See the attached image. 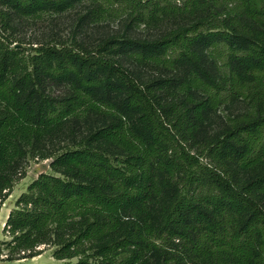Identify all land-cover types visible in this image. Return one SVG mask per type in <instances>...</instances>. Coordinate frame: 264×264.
Returning a JSON list of instances; mask_svg holds the SVG:
<instances>
[{
	"label": "trees",
	"instance_id": "trees-1",
	"mask_svg": "<svg viewBox=\"0 0 264 264\" xmlns=\"http://www.w3.org/2000/svg\"><path fill=\"white\" fill-rule=\"evenodd\" d=\"M79 5L157 35L22 47L21 27ZM30 157L53 173L10 212L7 260L264 264V0H0V202Z\"/></svg>",
	"mask_w": 264,
	"mask_h": 264
},
{
	"label": "rangeland",
	"instance_id": "rangeland-1",
	"mask_svg": "<svg viewBox=\"0 0 264 264\" xmlns=\"http://www.w3.org/2000/svg\"><path fill=\"white\" fill-rule=\"evenodd\" d=\"M180 2V0H177ZM180 4V3H179ZM87 8L79 5L77 8L65 11L61 14H45L42 18L31 21L19 29L18 35L23 40L22 47L35 46L38 42H62L72 45L73 38L82 40L89 46H95L101 40L111 36H121L124 34L137 38H153L158 30L147 28L144 25H132L129 29L120 18H113L98 25H86L81 22V15L86 13ZM16 45V43H15ZM19 46V43L17 44ZM57 93H64L62 87L57 88ZM245 104L237 102L225 104L220 110L211 113L204 131L206 139L221 133L227 126V118L240 114L245 109ZM53 158L41 159L30 157L25 164V174L18 179L7 197L0 202V244L9 236L4 231V226L10 212L15 208L18 198L27 191L29 185L35 181L42 173H53L50 163ZM5 244L1 245L2 254L0 264H63L65 260L54 257L52 248L41 247V253L34 257L7 260L8 251Z\"/></svg>",
	"mask_w": 264,
	"mask_h": 264
}]
</instances>
